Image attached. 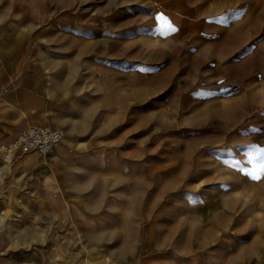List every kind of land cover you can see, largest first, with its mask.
I'll return each mask as SVG.
<instances>
[{"label": "rangeland", "instance_id": "374dc122", "mask_svg": "<svg viewBox=\"0 0 264 264\" xmlns=\"http://www.w3.org/2000/svg\"><path fill=\"white\" fill-rule=\"evenodd\" d=\"M0 5L77 119L69 136L83 159L70 224L50 225L55 239L28 253L51 251L49 264H264V176L240 170L264 148V0ZM161 15L175 32L161 34Z\"/></svg>", "mask_w": 264, "mask_h": 264}, {"label": "crops", "instance_id": "0c3cea01", "mask_svg": "<svg viewBox=\"0 0 264 264\" xmlns=\"http://www.w3.org/2000/svg\"><path fill=\"white\" fill-rule=\"evenodd\" d=\"M17 22L11 6L0 5V264H49L51 251L27 249L55 239L50 225L70 224L83 159L69 136L77 119L54 91L53 76L37 66L43 63L28 57V36ZM28 126L60 127L64 136L49 155L13 153L11 144Z\"/></svg>", "mask_w": 264, "mask_h": 264}, {"label": "built area", "instance_id": "2783aa9c", "mask_svg": "<svg viewBox=\"0 0 264 264\" xmlns=\"http://www.w3.org/2000/svg\"><path fill=\"white\" fill-rule=\"evenodd\" d=\"M64 131L60 127H26L10 146L13 153L19 155H49L63 139Z\"/></svg>", "mask_w": 264, "mask_h": 264}, {"label": "snow or ice", "instance_id": "6c2138e0", "mask_svg": "<svg viewBox=\"0 0 264 264\" xmlns=\"http://www.w3.org/2000/svg\"><path fill=\"white\" fill-rule=\"evenodd\" d=\"M158 19L161 21V34L166 35L168 32L176 31V29L171 25L166 17L161 15L160 17H158ZM246 155L248 156L249 163L253 164V168L251 171L243 168H241L240 170L246 175H249L253 180H260L261 177L264 176V148L251 149ZM225 163L230 162L225 161ZM233 166L239 167V161L235 162Z\"/></svg>", "mask_w": 264, "mask_h": 264}]
</instances>
